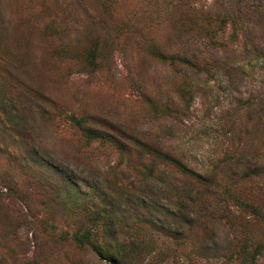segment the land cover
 <instances>
[{
  "label": "rangeland",
  "instance_id": "obj_1",
  "mask_svg": "<svg viewBox=\"0 0 264 264\" xmlns=\"http://www.w3.org/2000/svg\"><path fill=\"white\" fill-rule=\"evenodd\" d=\"M167 1L0 0V264H113L76 239L107 254L137 224L157 234L144 219L187 234L161 217L165 183L183 188L182 176L151 177L85 129L164 148L227 190L190 260L149 248L123 264H264V127L227 116L237 102L264 108V0H192L196 22L173 40ZM101 15L106 29L89 30ZM173 46L200 67L166 65Z\"/></svg>",
  "mask_w": 264,
  "mask_h": 264
},
{
  "label": "trees",
  "instance_id": "obj_2",
  "mask_svg": "<svg viewBox=\"0 0 264 264\" xmlns=\"http://www.w3.org/2000/svg\"><path fill=\"white\" fill-rule=\"evenodd\" d=\"M192 0H172L171 2H165L168 9L171 10L172 16L169 18L171 25L173 26V35L171 40L178 38L176 34L178 31V23L188 22L193 23L195 21V9L190 4ZM247 15V14H246ZM227 17V16H226ZM234 13H228V19L234 30L238 28V21ZM227 19V18H226ZM196 22V21H195ZM109 21L103 17H91L88 22L87 28L95 33H100L101 30L106 29ZM176 46L169 48L165 53H159L158 58L161 59L169 67H173L176 72H180L181 69L186 70H197L200 67L199 60L196 57L189 55L188 53H181L173 51ZM204 65V64H203ZM185 77V76H184ZM0 79L2 77L0 76ZM187 96L186 92L182 89L179 91V97L185 100ZM240 108H232V111L228 113V118L233 119L236 116V111H243L245 116V123L264 127V108L253 106L248 102L236 103ZM235 109V110H234ZM2 116L8 115L6 105L1 110ZM74 123L79 127H84L85 122L72 118ZM231 121V120H230ZM231 125L234 123L231 121ZM233 127V128H234ZM87 139L89 142H99L118 150V152L126 158V162H135V164L149 173L151 177L157 178L156 173L159 169L171 170L182 176L186 186L183 188H177L173 185L165 183L166 188V208H161L162 215L164 218H172L176 221L187 223V234H178V232L171 228L164 230L158 228L154 222L144 219V222L151 229L149 236H140V230L142 227L137 224L138 232L136 236L132 238L130 242H124L121 245L114 246L110 252L104 254L103 247L98 246L93 240L76 239L78 243L93 247L98 256L103 260H109L113 264H123L128 262L129 259H136L137 257H143L149 248H155L150 253L154 254V258L159 261L164 259L173 258L174 260H190L189 254L191 249L200 248L201 240H199V231L207 226V221L210 220L213 214V209L220 203L226 201L222 200L223 195L227 194V190L221 191V182L208 175H203L195 170L187 167L183 161L177 157L173 152L165 151L164 148L154 147L149 145L147 142L140 141L138 139L128 137L123 133L108 134L103 131L94 129H85ZM165 174L164 172L162 173ZM163 175H160L164 177ZM224 192V193H223ZM228 198V197H227ZM142 208L145 206L142 204ZM174 211V213H173ZM191 213L192 219L189 222L183 218L185 214ZM259 213V212H258ZM140 222V221H139ZM106 232L114 235L113 226L109 223L105 224ZM89 235V234H86ZM109 256V257H108ZM120 262V263H119Z\"/></svg>",
  "mask_w": 264,
  "mask_h": 264
}]
</instances>
